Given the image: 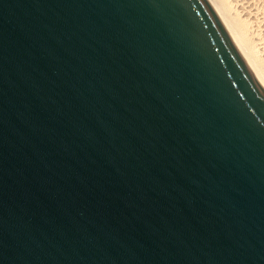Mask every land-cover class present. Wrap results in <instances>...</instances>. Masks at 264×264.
I'll return each instance as SVG.
<instances>
[{
	"label": "water",
	"instance_id": "obj_1",
	"mask_svg": "<svg viewBox=\"0 0 264 264\" xmlns=\"http://www.w3.org/2000/svg\"><path fill=\"white\" fill-rule=\"evenodd\" d=\"M0 264H264V76L209 0H0Z\"/></svg>",
	"mask_w": 264,
	"mask_h": 264
},
{
	"label": "bare ground",
	"instance_id": "obj_2",
	"mask_svg": "<svg viewBox=\"0 0 264 264\" xmlns=\"http://www.w3.org/2000/svg\"><path fill=\"white\" fill-rule=\"evenodd\" d=\"M209 1L215 8L220 18L229 26L231 31L234 33L236 38L239 40L243 48L246 50L248 55L251 57L255 65L264 76V0H245L246 4L244 3V8L247 10L246 13L253 16L256 20L254 21L258 25L257 29L252 30L251 28V32H247V30H245L243 25L245 22L240 20L243 17L240 18V16H238L239 14L236 13L238 9L231 0ZM239 1L240 0H238V2ZM241 4L243 5V2H241ZM234 7L237 9L236 11ZM251 16L250 18H252Z\"/></svg>",
	"mask_w": 264,
	"mask_h": 264
},
{
	"label": "rangeland",
	"instance_id": "obj_3",
	"mask_svg": "<svg viewBox=\"0 0 264 264\" xmlns=\"http://www.w3.org/2000/svg\"><path fill=\"white\" fill-rule=\"evenodd\" d=\"M232 1V3L236 6V8L238 9H236L235 7V11L237 10V12L236 13H238L239 15L238 16H240V18L241 17H243V18H241L240 20H243L242 22H245V24L243 23V25H244V28H245V30H247V32H251L253 29H257L258 28V25L256 24V20H255V18L253 17V16H251L250 14H247L246 12H247V10H246V8H244V3L246 4V1L245 0H240L239 2H238V0H231ZM241 2H243V5L241 4ZM231 3V2H230ZM236 3V4H235ZM247 6V5H246ZM240 13H239V12ZM242 11V12H241ZM245 13V14H244ZM241 14V15H240ZM250 16L252 17V18H250ZM239 20V19H238ZM255 20V21H254ZM251 21H253V22H251ZM248 22H249V24H248ZM250 23H252V24H250ZM256 24V25H255ZM247 25V26H246ZM251 26V27H250ZM250 27V28H249ZM249 28V29H248ZM251 28H252V30H251ZM250 30V31H249Z\"/></svg>",
	"mask_w": 264,
	"mask_h": 264
}]
</instances>
